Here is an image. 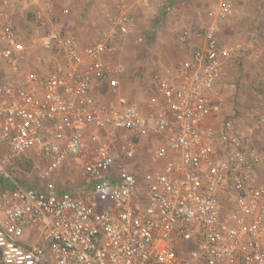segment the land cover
<instances>
[{
	"label": "built area",
	"instance_id": "1",
	"mask_svg": "<svg viewBox=\"0 0 264 264\" xmlns=\"http://www.w3.org/2000/svg\"><path fill=\"white\" fill-rule=\"evenodd\" d=\"M9 1L0 3V178L9 187L0 190V264H264L260 156L231 118L212 123L238 46L221 43L212 23L184 30L189 55L152 74L143 106L109 60L135 26L125 1L86 44L61 28L50 1L23 17ZM231 1L217 0L215 15H230ZM99 90L112 97L101 102ZM136 138L155 143L139 168L130 165ZM23 157L40 186L12 175ZM73 165L85 188H58L51 175Z\"/></svg>",
	"mask_w": 264,
	"mask_h": 264
},
{
	"label": "rangeland",
	"instance_id": "2",
	"mask_svg": "<svg viewBox=\"0 0 264 264\" xmlns=\"http://www.w3.org/2000/svg\"><path fill=\"white\" fill-rule=\"evenodd\" d=\"M50 1L57 7L61 28L74 34L83 44L98 39L99 33L108 27V14H112L115 5L120 2ZM125 1L132 4L135 26L128 35L117 38L116 49L109 60L112 65H121L122 72L118 78L124 86L123 93L132 97L139 105L146 106L145 102L153 95L152 74L157 70L171 69L184 56L189 55L191 45L178 40V35L184 30L189 31L192 36L198 29L212 23L221 43L239 44L231 39V35L237 37L241 27L234 23L233 32H229L226 27L229 22L215 15L217 0ZM18 5L21 6V3ZM11 10L15 13L21 12L16 7ZM240 12L241 23L251 32L247 34V39L255 43H250L241 52L237 49L227 62V74L219 83L223 107L218 117L212 119V123L217 128L219 121L231 118L233 132L238 137H246L248 144L255 147L260 156L256 169L257 181L264 188V0H246L241 5ZM20 20L21 27L29 31L24 19L21 17ZM2 76L0 73V77ZM95 97L101 102H107L112 94L99 90L95 92ZM136 147L138 153L140 150L145 151L137 145ZM142 157H145L144 154H138L131 164L138 167L137 161ZM39 172V169L32 166V161L24 157L17 161L11 171L20 184L35 187L40 186ZM50 179L60 189L85 188L84 176L77 165L54 171ZM7 185L0 184V190L8 189Z\"/></svg>",
	"mask_w": 264,
	"mask_h": 264
},
{
	"label": "crops",
	"instance_id": "3",
	"mask_svg": "<svg viewBox=\"0 0 264 264\" xmlns=\"http://www.w3.org/2000/svg\"><path fill=\"white\" fill-rule=\"evenodd\" d=\"M3 0H0V3L2 2ZM13 4H14V7H16L17 8V10L19 9L20 11H22L23 13L25 12L26 13V10H24V8H28V7H35V6H37V5H42L43 4V2H45V1H50V0H10ZM10 1H9V3H10ZM20 1V2H19ZM125 0H120V2H118L116 5H115V7H114V10L112 11V13L113 12H115L116 10H117V8L119 7V4L121 3V2H124ZM246 0H232L231 2H232V13L230 14V15H228V16H224V17H222V18H224L223 19V21H225V22H229V23H227L226 24V27H227V29L229 30V32H233V28H234V23H238V27H241L240 29H239V32H238V34H237V37L234 35V34H232L231 35V39L232 40H234V42L236 41V43H239L238 44V49H239V52H241L243 49H245L246 47H248L249 45H250V43H255V42H250V40H248L247 39V36L251 33L250 31H247V29H248V27H246L245 25H243L241 22H242V14H241V5H244V2H245ZM51 2V1H50ZM19 3H21V6H19L18 4ZM52 3V2H51ZM125 3L126 4H128V6H129V8H131V10H132V4L130 3V2H126L125 1ZM130 3V4H129ZM53 4V3H52ZM53 6H54V11H55V13L58 15V12H57V7H56V5H54L53 4ZM20 13L21 14V16L23 17V13ZM111 13V12H110ZM109 15V14H108ZM16 16H18V15H16ZM59 16V15H58ZM225 17H228V18H226L225 19ZM21 19V17L19 18V17H16V21H17V23H20V20ZM22 20H23V18H22ZM23 22H24V20H23ZM231 22V23H230ZM25 23V22H24ZM22 28V27H21ZM246 32V33H245ZM248 34V35H247ZM230 41V40H229ZM195 43H197V39L196 38H194V37H192V39H191V44H195ZM187 56H188V54H187ZM187 56H184V57H187ZM142 139H144V138H142ZM134 143H135V145H137V146H139L140 148H143V149H145V151L143 152V151H141L140 150V153H138L139 155H142V154H144V156L145 157H142L141 159H139V161H137V163H138V167H135V168H139L141 165H142V163H144V161L147 159V156H148V154H147V152L148 151H150V149L151 148H153L154 146H155V143H154V140H149V138L148 139H145V140H139V139H134ZM146 145V146H145ZM137 157V156H136ZM144 158H146V159H144ZM135 159V158H134ZM132 162V161H131ZM130 165L132 166V167H134L131 163H130Z\"/></svg>",
	"mask_w": 264,
	"mask_h": 264
},
{
	"label": "trees",
	"instance_id": "4",
	"mask_svg": "<svg viewBox=\"0 0 264 264\" xmlns=\"http://www.w3.org/2000/svg\"><path fill=\"white\" fill-rule=\"evenodd\" d=\"M27 15H28V17H29V18H31V17H32V13H31V12H29V11L27 12ZM4 183L6 184V183H7V181H6V180H4V179H2V178H0V184H4Z\"/></svg>",
	"mask_w": 264,
	"mask_h": 264
}]
</instances>
